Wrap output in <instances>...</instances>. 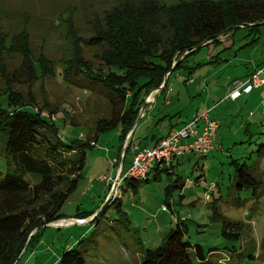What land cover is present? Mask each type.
Instances as JSON below:
<instances>
[{"label":"rangeland","instance_id":"rangeland-1","mask_svg":"<svg viewBox=\"0 0 264 264\" xmlns=\"http://www.w3.org/2000/svg\"><path fill=\"white\" fill-rule=\"evenodd\" d=\"M150 1L0 0L1 28L8 30L10 33L7 34L10 37L23 30L27 32L30 55L33 58L39 54L45 55L53 60V67L56 68L54 75L49 72L45 74L46 76L38 75L32 79L26 74L23 65L13 76L14 70L24 59L23 53L12 45L1 47L0 108L6 111L17 108L8 102L5 94L2 95L7 89L13 93L31 92L38 102L37 108L47 102L50 103L49 107L58 109L55 113L51 112L52 114L47 107L44 111L46 115L51 116L62 138L78 140L80 143L85 142L87 138L93 140L96 120L112 115L108 94L103 88L84 78L75 80L62 78L61 69L64 61L68 63L73 56L72 43L74 41L81 43L82 39L90 37L96 24L103 25L114 10L126 8L129 11L133 9L142 11L147 8ZM153 1L156 4L168 5L183 2V0ZM259 29V34L252 30L248 31V28L236 30L234 34L236 42L231 51H237L238 58L248 59L250 56L252 59H258L260 53H264V24L260 25ZM244 42H249L250 45L239 48ZM208 47L202 46L196 53L190 55L186 64L205 62L209 53ZM218 49H222L221 45L214 48ZM98 53L97 50L92 51L83 46V57L93 64L95 70L100 67L96 56ZM212 54L215 55V51ZM223 54L224 57L229 56L227 50ZM226 63L218 66L206 63L195 73L200 74L199 81H202V78L207 80L206 85L203 81L198 84L196 82L188 87L187 92L186 86H183L185 72L175 70L169 78V85L174 88L173 94L177 92V96L170 108L177 106L176 110L180 108L183 110L182 119L189 117L197 110L201 101H206L208 92L204 94L202 92L206 87L211 88L216 79L212 72L221 73L219 69ZM17 79L19 81H16ZM217 79L221 81L223 78L219 75ZM114 108L115 114L118 113L119 106L115 105ZM29 109L33 110L32 107ZM218 118L220 125L216 137L222 140L227 134L229 122L223 117ZM238 121L239 118H236L235 126L240 124ZM157 122L155 116L151 128L158 130L160 123L157 125L155 124ZM262 123L264 124V120ZM254 126L257 127L256 124ZM262 126L253 129L264 132ZM229 131L228 133L233 134L234 129ZM118 132L117 127L103 132L94 143V147L85 149V159L80 170L81 178L76 190L61 208L63 215L57 220L59 224H48L46 227L32 230L28 237L29 239L33 235L32 242L23 248L17 262L60 264L58 259L62 252L83 239L76 247L85 253L84 264H140L144 250L160 245L166 232L174 228L178 220L180 227L185 228L183 239L189 243V256L193 264H264V151L258 159V170L263 183L262 194L258 199L251 196L250 189L235 190L234 171L230 164L231 158L254 161L257 158L258 145L264 143V134L244 135L242 132L240 138L236 139L237 143L232 147L228 144L226 153L214 149L206 157L201 158L187 152L173 168V174L169 175L162 171L158 179L135 183V187H131L125 184L123 177L132 164L133 145L136 142L132 141L128 151L125 150L122 158L123 171L122 167L118 170L112 161L117 154ZM3 145L4 140H0V174L7 170ZM249 153L251 157L246 158ZM119 172L121 181L116 190L117 194L111 198L109 196L113 191L111 184L114 180L118 182ZM175 176L181 178L180 182L174 180ZM35 178L37 177H30V182H34ZM181 182L182 188L179 189L176 185L172 193L174 204L171 208L166 206L164 204L166 186ZM212 202H216L217 210L226 218L243 224L238 239L229 240L225 237L222 234L220 220H215L218 216L210 217L213 214L210 208ZM102 208L103 211L99 213L98 218L90 221ZM90 213L92 214L87 220L85 216L79 217L80 214ZM120 216H124L121 222ZM71 219L80 222H69ZM194 244L202 246L205 261H199L196 257Z\"/></svg>","mask_w":264,"mask_h":264},{"label":"trees","instance_id":"trees-1","mask_svg":"<svg viewBox=\"0 0 264 264\" xmlns=\"http://www.w3.org/2000/svg\"><path fill=\"white\" fill-rule=\"evenodd\" d=\"M146 7L142 11H129L126 8L114 10L103 25L96 24L90 37L82 39L81 43H72L73 56L62 66V78H84L108 94L112 115L96 120L93 140L87 138L82 143L70 138L65 140L58 134L51 116L41 113L45 112L46 107L50 113L58 109L49 107L50 103L47 102L37 108L38 102L31 92L13 93L9 89L3 92L8 102L17 108L8 111L0 108V140H4L3 153L7 163L6 172L0 174V264H20L17 260L21 251L32 242L33 235L28 239L31 231L62 218L60 210L81 178L85 149L94 147L103 132L116 127L119 129L117 157L120 158L126 137L149 92L161 85L165 87L168 75L175 70H186L190 75L196 67L215 63L221 52L235 45L234 34L238 28H248V31L259 34V26L264 24V0H183L177 5L156 4L151 0ZM7 32L0 26V48L7 44L9 47L15 46L24 57L13 76L23 65L32 79L49 72L55 74L56 68L51 58L42 54L36 58L30 55L27 32L23 30L11 37ZM249 44L245 42L239 48ZM220 45L222 49L214 50ZM83 46L99 52L96 56L100 67L96 70L83 57ZM202 46H209L208 60L187 66L188 57ZM214 51L215 55L212 54ZM184 52L188 53L179 59ZM115 105L119 106L116 114ZM31 107L34 111L29 109ZM263 146L264 143L258 145L254 161L230 159L235 190L250 189L251 196L256 199L262 194L258 159L264 151ZM250 154L246 158H250ZM174 166L154 163L146 179L124 177V182L127 186L135 187V183L158 179L162 171L173 174ZM30 177L37 178L30 182ZM174 180L180 182L181 178L175 176ZM176 185L181 189L183 183L169 184L165 188L164 204L170 208V198ZM210 208L213 213L210 217L217 215L215 220L221 222L222 234L229 240L238 239L243 224L226 218L217 210L216 202H212ZM102 211L103 208L91 221L97 219ZM91 214L79 217L85 218ZM120 218L121 222L124 216ZM184 232L185 228L180 227L177 220L176 226L166 232L160 245L144 250L140 264H193L189 256V243L183 239ZM82 241L80 239L70 249L63 251L59 263L84 264L85 253L76 247ZM193 249L198 260L205 261L202 246L194 244Z\"/></svg>","mask_w":264,"mask_h":264},{"label":"crops","instance_id":"crops-1","mask_svg":"<svg viewBox=\"0 0 264 264\" xmlns=\"http://www.w3.org/2000/svg\"><path fill=\"white\" fill-rule=\"evenodd\" d=\"M233 46L228 49H225V51L227 50V52L229 53L228 57H224L223 51L219 54V59H214L215 63L212 64H215L217 66L218 64H223L225 62L227 63L224 66L220 67L221 69L219 70L221 73H219V71L212 72L216 79L212 83L211 88L206 87L204 88L205 90L202 89L204 90V92H202L203 94L205 92H208L206 101H201L197 107V110L193 111V113L190 114L189 117L182 119L181 111L183 110L181 108L178 110H176L178 108L177 106L170 108L173 105V99H175V97L177 96V92L173 94L174 88L169 85V78L174 71L168 75V80L165 87H162L161 85L160 88L149 92L148 95L145 97L147 101L140 117V120L138 122V125L133 131L131 141L136 142L135 145L139 144L140 146L150 148L157 142L159 138L166 135L170 130L180 127L183 123L192 119L193 116L203 111H208L209 116L218 121V125H220V119L218 117H223L225 120H227V122H229L227 134L224 135V139L218 140L215 133V145L217 147L216 149L222 152H228V144H230V146L232 147L235 143H237L236 139L240 138L242 132L244 135H246L247 133H250V135H252L253 133L264 134V132L260 129V131L253 129L255 127L254 124H256L258 128H260V125H263L262 127H264V124L262 123V120H264V72L259 74V78L263 80L259 85L253 86L248 91H242L240 96L236 99H230L229 97H227L226 92L227 86L233 80L246 79L250 75L254 74L256 70L261 67L262 62L264 61V53H260V58L258 59H252L250 58V56L248 57V59L245 57L238 58V52L231 51ZM208 57L205 61L208 60ZM197 63L201 62H194L191 65H186L192 67ZM203 66L205 65H201L193 69L192 74L190 75L187 74L186 70H179L185 72L186 74L183 79V86H186V92L188 90V87L196 82L198 84L199 82L203 81V84L206 85V79L202 78V81H199L198 78L200 74L195 75L196 71ZM205 73L207 74V72ZM219 75H221L223 78L221 81L217 79ZM201 105H203V107H201ZM172 111H174L173 114H171ZM155 116H157L158 120V122L155 124L158 125L160 123L158 130H156V128H151V122H153ZM236 118H239L238 123H240L237 126L234 125V121ZM257 127L255 128L257 129ZM230 129H234L233 134L228 133ZM262 129L264 130V128ZM252 130L254 132H251ZM182 156L177 157L174 160V167H176L180 163ZM112 161L117 168L120 166L124 168V162L119 160L117 154L116 157L112 158ZM152 174L153 172L149 175L150 178ZM181 196L182 195H180V198ZM170 199V201H172V206L174 204V201L172 197ZM60 213L63 215L61 210ZM79 216H81V214ZM85 219L87 220V217Z\"/></svg>","mask_w":264,"mask_h":264},{"label":"built area","instance_id":"built-area-1","mask_svg":"<svg viewBox=\"0 0 264 264\" xmlns=\"http://www.w3.org/2000/svg\"><path fill=\"white\" fill-rule=\"evenodd\" d=\"M184 52L179 59H181ZM264 72V61L256 72L246 79H235L226 88L227 97L236 99L242 91H248L255 85H259L263 80L259 74ZM46 114V112L44 113ZM218 121L211 118L208 111H203L183 123L180 127L170 130L166 135L159 138L150 148L133 145L134 157L129 170L124 177H131L136 180H143L148 177V171L152 164L158 163L159 166H171L177 157L187 152H192L197 156H206L216 149L215 133L218 128ZM121 166L118 167L120 170ZM123 177V178H124ZM121 181V174L118 182L111 184L113 191L109 195L111 198L117 190ZM163 209H167L163 207Z\"/></svg>","mask_w":264,"mask_h":264},{"label":"water","instance_id":"water-1","mask_svg":"<svg viewBox=\"0 0 264 264\" xmlns=\"http://www.w3.org/2000/svg\"><path fill=\"white\" fill-rule=\"evenodd\" d=\"M174 64H175V63H174ZM163 82H164V81H163ZM146 101H147V99L145 98V99H144V102H143V104H142V106H141V108H140V110H139L138 117H137V119H136V121H135V123H134V125H133V127H132V130H131V131L129 132V134L127 135L128 139L125 140L124 145H123V147H122V151H121L120 158H119L120 161H122L123 154H124V152H125V150H126V148H127V146H128V140L131 138L130 136L132 135L133 131L135 130L136 126L138 125V122H139L140 117H141V115H142V112H143V110H144V107H145ZM127 137H126V138H127ZM119 177H120V172H119V175H118V179H119ZM76 221H79V220H77V219H71L69 222H76ZM49 224H51V225H56V224H59V222H58V221H54V222H51V223H49ZM47 225H48V224H47ZM20 255H21V254H20Z\"/></svg>","mask_w":264,"mask_h":264},{"label":"bare ground","instance_id":"bare-ground-1","mask_svg":"<svg viewBox=\"0 0 264 264\" xmlns=\"http://www.w3.org/2000/svg\"><path fill=\"white\" fill-rule=\"evenodd\" d=\"M80 222V221H79Z\"/></svg>","mask_w":264,"mask_h":264}]
</instances>
